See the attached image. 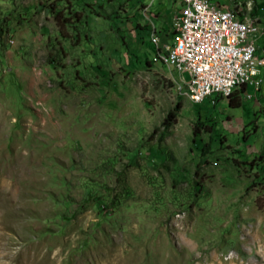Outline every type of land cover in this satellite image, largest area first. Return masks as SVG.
Returning a JSON list of instances; mask_svg holds the SVG:
<instances>
[{"label": "rangeland", "instance_id": "1", "mask_svg": "<svg viewBox=\"0 0 264 264\" xmlns=\"http://www.w3.org/2000/svg\"><path fill=\"white\" fill-rule=\"evenodd\" d=\"M176 9L0 0V264H264V63L241 105L191 101Z\"/></svg>", "mask_w": 264, "mask_h": 264}, {"label": "built area", "instance_id": "2", "mask_svg": "<svg viewBox=\"0 0 264 264\" xmlns=\"http://www.w3.org/2000/svg\"><path fill=\"white\" fill-rule=\"evenodd\" d=\"M179 8H185V17H177L178 8L173 13L167 48L184 67L192 97H207L213 105L234 82H260L258 68L240 72L246 58L264 61L256 55L258 31L246 30L240 20L215 18L218 8L211 0H183Z\"/></svg>", "mask_w": 264, "mask_h": 264}, {"label": "bare ground", "instance_id": "3", "mask_svg": "<svg viewBox=\"0 0 264 264\" xmlns=\"http://www.w3.org/2000/svg\"><path fill=\"white\" fill-rule=\"evenodd\" d=\"M213 4L218 8V9H215V18H227L231 20H240L242 23V26L246 30H255V31L258 30L256 20L252 19L249 15H239L233 10L222 8L221 6H219L218 4L214 2ZM178 12L179 13L177 14V17H185V8H180V11ZM153 39L159 41L157 37H154ZM163 47H164L165 55L159 52V55L161 56V58L169 62L177 72H179L180 74H183L184 67H182L181 64L179 63L175 50L171 48H167V43H165ZM263 63H264L263 60H254L253 58H246L242 61V64H240V72H247L249 69H252L253 67L259 68V66ZM181 81L184 83V86H183L184 93L190 98L191 101L198 103L202 101L204 98H206V97H192L189 82H186V79L184 80V78H182ZM242 84L243 82H234V84H232V91H224L222 93V96H227L231 94L233 90H235ZM258 84H253V87L255 88L256 86H258Z\"/></svg>", "mask_w": 264, "mask_h": 264}, {"label": "crops", "instance_id": "4", "mask_svg": "<svg viewBox=\"0 0 264 264\" xmlns=\"http://www.w3.org/2000/svg\"><path fill=\"white\" fill-rule=\"evenodd\" d=\"M211 1H213L214 3H216V4H218L219 6H221L222 8H226V9H230V10H233V11H235L236 13H238L239 15H245V13H244V8H246L247 10H252V7H251V9H250V7H248V6H246V5H241V2L242 3H244V2H246V0H231L232 1V3L233 4H229L228 3V0H211ZM176 2H177V8H178V10H177V14L179 13L178 11H180V8H179V6H180V4L182 3V0H176ZM249 2V1H248ZM251 3V2H250ZM228 6H230V8L228 7ZM228 7V8H227ZM253 7H256V14L254 15V16H252L251 17V15H250V12H249V16L252 18V19H255L256 20V22H259V20L263 17V16H261V12H260V2L258 1V0H255V5H253ZM258 20V21H257ZM262 24V23H261ZM262 32V31H261ZM258 33H259V31H258ZM260 35L261 36H264V34H261L260 33ZM259 34H257V37L258 36H260ZM169 37H170V33L168 34V35H166V36H164L163 38H162V40L163 41H168L169 40ZM256 38V37H255ZM255 44H256V48H257V46H260V45H262V44H264V39L263 38H261V40L259 41V42H257L256 40H255ZM256 55L257 56H259V57H263V56H260L258 53H257V50H256ZM261 69H260V76H261V78L262 79H264V66H261L260 67ZM260 78V79H261ZM243 87V86H242ZM251 88H253V86H251V85H247V86H244V88L243 89H241V87L239 88H236L235 90H233V92H232V98H233V94L235 93V92H237V91H239V89L241 90V93H239L240 95L242 94V95H245L246 96V93L247 92H249L250 90H252ZM243 90V91H242ZM262 90H264V89H262V87H261V90H259V91H256L255 92V96L253 97V99H255V100H257V101H262V98L264 97V92H261ZM228 97V96H227ZM227 97H222V98H227ZM219 98L220 97H218L217 99H216V102H217V100H219ZM228 99V98H227ZM226 99V100H227ZM227 103H228V100H227ZM216 104V103H215ZM215 104H213V105H215Z\"/></svg>", "mask_w": 264, "mask_h": 264}, {"label": "trees", "instance_id": "5", "mask_svg": "<svg viewBox=\"0 0 264 264\" xmlns=\"http://www.w3.org/2000/svg\"><path fill=\"white\" fill-rule=\"evenodd\" d=\"M255 14H256V7H252V10L250 11V15H251V17L254 16ZM75 19H77V18H75ZM78 19H79V18H78ZM168 34H169V33H167L166 35H168ZM242 86H243V84L240 85L239 88L241 87V89H243L244 86H243V87H242ZM227 96H228V97H227ZM227 96H222V97H227V98H228V105H229V106L237 107V106L241 105V100H240V99H237V100L233 101V99H232V97H231V96H232V93L229 94V95H227ZM177 109H178V106H177L176 108H174V109L169 110V111L167 112V114L165 115V117L163 118V120H162V122H161V125H162V127H163V132H164L165 129L168 128L170 122L174 120ZM163 132H162V133H163ZM208 151H209V146H208V144H204V145L201 147V149H200V153H201L202 155L205 154V153L208 152ZM258 206L261 207V208L264 210V203H260V202H258Z\"/></svg>", "mask_w": 264, "mask_h": 264}]
</instances>
